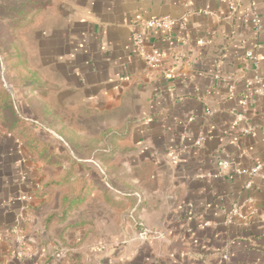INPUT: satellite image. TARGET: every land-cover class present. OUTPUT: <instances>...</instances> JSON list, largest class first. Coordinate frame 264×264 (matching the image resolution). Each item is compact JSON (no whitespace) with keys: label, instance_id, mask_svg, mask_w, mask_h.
<instances>
[{"label":"crops","instance_id":"obj_1","mask_svg":"<svg viewBox=\"0 0 264 264\" xmlns=\"http://www.w3.org/2000/svg\"><path fill=\"white\" fill-rule=\"evenodd\" d=\"M16 1L0 59L49 145L32 151L0 120V264H264V101L246 56L257 49L264 76V0L260 31L245 0L234 13L223 0ZM158 17L173 23L144 25ZM71 115L78 154L55 131Z\"/></svg>","mask_w":264,"mask_h":264},{"label":"built area","instance_id":"obj_2","mask_svg":"<svg viewBox=\"0 0 264 264\" xmlns=\"http://www.w3.org/2000/svg\"><path fill=\"white\" fill-rule=\"evenodd\" d=\"M227 1L229 3L230 10L234 13L237 10V3H235L234 0H223ZM242 1V0H238ZM249 4V11L251 15V20L254 24L255 30L260 31L262 29V23H261V18L259 15V10L256 4V0H245ZM173 23V20L169 17H158V18H152L149 20H146L144 22V25L149 26V27H167ZM133 41L135 44V49L138 53V55L143 58L147 64L151 67H158L161 65L162 62V55L154 50L149 51L146 46V40L145 36L139 32L135 31L133 33ZM257 49H252L248 50L246 52V56L252 60L253 62V69L256 72L255 76H253L252 79H250L247 83V89L250 91L252 94H257L259 95L263 101H264V76H261L258 73V67H259V57L258 54L256 53ZM251 99V97H250ZM250 99L248 98H243L241 100V103L243 105V112L241 114H238L237 117L239 120L243 119L245 116V113L249 109V101ZM28 120L33 121L35 124H39L40 122L35 119L27 118ZM241 132L245 135H255L256 134V127L249 125V126H242L241 127ZM262 134L264 136V125L262 126ZM200 143V142H198ZM221 170H225L229 167V161L228 160H221L219 162ZM261 166H256L254 167L249 173V175L254 176L257 175L260 171ZM236 211V210H235ZM152 232L148 230L147 228H144L140 231L139 236L142 239H148L151 236ZM163 234L158 233L156 235L157 238H161ZM224 258L226 260L229 259L228 251H225L223 254Z\"/></svg>","mask_w":264,"mask_h":264},{"label":"trees","instance_id":"obj_3","mask_svg":"<svg viewBox=\"0 0 264 264\" xmlns=\"http://www.w3.org/2000/svg\"><path fill=\"white\" fill-rule=\"evenodd\" d=\"M25 5L19 6V8L24 7ZM9 8L10 9H14ZM23 113L20 111L18 106H16L12 95L8 91V89L4 86L2 82V78L0 77V120L2 122H13L17 126H19L20 132L26 138V144L32 151L39 152H47L48 149V141L43 138L41 133H38L34 130V127L28 123V120L22 115ZM70 180V177L65 178L63 181L59 182H67ZM57 183V182H53ZM86 196V193H81L80 195H76L75 197H66L65 201H70L74 203V201H81Z\"/></svg>","mask_w":264,"mask_h":264},{"label":"rangeland","instance_id":"obj_4","mask_svg":"<svg viewBox=\"0 0 264 264\" xmlns=\"http://www.w3.org/2000/svg\"><path fill=\"white\" fill-rule=\"evenodd\" d=\"M20 1L21 0H19V2ZM16 2H17L16 0H0V13L3 14L2 10H7L9 8H13V6H16L17 5ZM4 67L5 66L2 63V59H0V75H1V78L3 79L2 82H3L4 86L8 90L12 91V86H11L10 80L8 79V77L5 76L6 74H5ZM27 115H29V114H27ZM66 115H68V114H66ZM29 117L31 119H36L32 115H29ZM65 122H66V125H67L65 129H61L60 130V129H58V128L55 127L56 128L55 131L57 133L59 132V134L62 137H64L65 140H67L66 142H67L68 147L69 148H72V151H74L75 154H78L77 150L75 149L76 147L74 145V141L75 140H78V138L75 137V133H74L75 130L73 128V125H74V123H73V116L71 115L69 122H67V121H65ZM54 125H57V120L54 121ZM53 135H54V133H53ZM78 151L80 152V150H78ZM87 153L88 152L85 151V154H87Z\"/></svg>","mask_w":264,"mask_h":264}]
</instances>
